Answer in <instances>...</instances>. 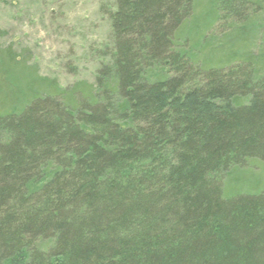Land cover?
Listing matches in <instances>:
<instances>
[{"label": "trees", "instance_id": "trees-1", "mask_svg": "<svg viewBox=\"0 0 264 264\" xmlns=\"http://www.w3.org/2000/svg\"><path fill=\"white\" fill-rule=\"evenodd\" d=\"M224 2L115 0L94 83L0 47V264H264V189L223 185L264 167V40Z\"/></svg>", "mask_w": 264, "mask_h": 264}, {"label": "rangeland", "instance_id": "rangeland-1", "mask_svg": "<svg viewBox=\"0 0 264 264\" xmlns=\"http://www.w3.org/2000/svg\"><path fill=\"white\" fill-rule=\"evenodd\" d=\"M226 1L230 9L226 12L234 9L239 24L247 18L248 29L243 31L250 43H262L264 1L243 0L236 8ZM114 6L115 0H0V47L14 50L16 60L23 62V74L33 67L40 77L54 79L63 87L80 80L94 83L97 70L109 63L113 42L108 17ZM203 6L199 1L201 15ZM210 20L211 27L195 41L196 51L204 45H217L221 31L236 21L223 17L222 12L217 18L207 16L206 22ZM230 181L232 192H259L264 189V167L238 169L225 179L224 190Z\"/></svg>", "mask_w": 264, "mask_h": 264}]
</instances>
